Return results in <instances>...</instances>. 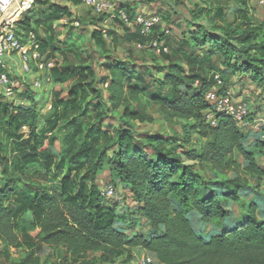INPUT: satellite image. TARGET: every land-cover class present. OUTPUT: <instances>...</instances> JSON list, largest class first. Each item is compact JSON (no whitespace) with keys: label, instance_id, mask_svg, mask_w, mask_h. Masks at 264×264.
<instances>
[{"label":"trees","instance_id":"16d2710c","mask_svg":"<svg viewBox=\"0 0 264 264\" xmlns=\"http://www.w3.org/2000/svg\"><path fill=\"white\" fill-rule=\"evenodd\" d=\"M199 1L202 4H196L192 21L187 22L189 30L193 29L189 38L184 36L189 40L185 51L160 55L164 65H158L151 50L149 57L141 59L142 64L136 57L131 64L114 60L103 31L95 30L92 38L104 55L99 71L93 67L87 71L102 84L109 82L108 90L96 88L95 78L84 87L74 79L72 67L62 71H54V67L52 91L59 93L63 102H73L74 108L66 107L53 138L38 127L40 114L34 105L3 102L5 95L0 93V264H83L84 259L95 258L98 253L102 264H118L117 259L123 257L126 262L133 260L136 248L151 252L162 264H264V171L256 161L264 154V127L245 133L232 116L218 113L206 99L208 90L218 82L215 77L219 71H209L216 57L223 65L220 93L229 86L251 82L260 88L258 100L264 102V19L248 10L245 19L233 22L224 16L215 21L218 10L243 0ZM49 2L39 0L25 11L15 22L18 33L26 31L27 36L47 17L53 21L51 30L57 37L56 22L68 24L72 11ZM46 4L47 9L36 8ZM118 8L133 17L136 5ZM201 16L212 23V29L193 21ZM158 26L149 37L139 29L133 31L129 42L148 44L158 38L169 44L171 32L159 37L155 34ZM256 28L263 33L257 34ZM107 33L113 36L112 47L116 48L118 35L111 30ZM39 41L44 53L48 46ZM184 59L190 67L182 62ZM107 69L114 71V77ZM157 73L164 75L157 77ZM88 89L104 110L124 106L123 121H152L159 114L170 128L163 135L137 139L125 126L104 125L106 115L102 113L94 125L98 135H92L91 130L77 132L76 126L86 128L95 113L90 102L84 107L80 104L78 91ZM142 95L149 98L151 111L148 101H138ZM54 112L48 109L42 118L49 119ZM213 112L215 125L207 121ZM249 117L255 120L254 115ZM23 126L29 127L38 152L48 154L44 160L30 157L34 161L25 166L28 177L18 174L11 161L15 140L20 143L25 137L20 131ZM71 138L73 141L67 143ZM97 138L101 143L109 140L102 155L90 169L76 175L74 167L94 161L83 153ZM110 148H115L112 159L106 154ZM237 154L248 161L246 166L235 161ZM106 156L120 178L125 197L138 203V214L128 220L104 204L102 193L94 185L79 182L87 172L96 174ZM219 176H224L220 182ZM250 192L253 198H246ZM45 245L52 249L44 256ZM11 248L25 256L15 261Z\"/></svg>","mask_w":264,"mask_h":264},{"label":"rangeland","instance_id":"374dc122","mask_svg":"<svg viewBox=\"0 0 264 264\" xmlns=\"http://www.w3.org/2000/svg\"><path fill=\"white\" fill-rule=\"evenodd\" d=\"M49 3H56V0H49ZM55 1V2H53ZM116 7H126L128 3H135L136 8L134 10V16L137 14L144 15H153L158 14L161 17V23L158 28H156L155 34L159 37L162 36V33H166L170 37L168 38L167 46L169 48V52L171 55L176 53L177 51L183 52L185 49L184 46H187V41L185 40L189 38L193 29L187 27V22L192 21L191 11L195 9L196 4H202L199 0H109ZM57 4H61L66 6L68 9L72 11V19L71 21L63 26H60L66 22H56L58 23L57 28V37L52 32L51 27L53 25V21L51 19L43 18V23L35 25L36 35L38 40L42 39L46 42L47 46L45 47V52L43 56L47 59H51L54 62V71H62L64 68L72 67V72L74 74V79L80 81V83L85 87L88 83H91L95 75L89 74L87 71V67H93L95 72L99 71V61L104 55L103 48L97 45L95 40L92 38L93 32L96 30H102L105 39L108 42L109 51H111L112 58L114 60L121 59L126 63L131 64L132 60L136 57L140 60L139 64H142L143 57H149V50L155 55L158 61V65L166 64V61L162 60V54L155 53L151 47L150 42L148 44H141L139 42L131 43L129 42L128 35H131L133 31L137 30V27L134 26H126L122 25L118 19L109 18L108 13H99L94 9L85 5L81 0H62V2H57ZM49 4L44 6H36V8L40 11L43 9H47ZM248 10L255 12V15L260 19H264V5H260L258 0H243L238 4H232L229 7H226L223 10H218L216 12L215 21H221L225 16L226 21H238L245 19L246 13ZM51 13V10L47 11ZM105 15V16H104ZM104 18L103 20V17ZM133 16V17H134ZM22 17V14L21 16ZM201 16L197 20H193L194 22H199L205 24L208 28L212 29V23H210L206 17ZM19 19V18H18ZM59 25V26H58ZM115 31L118 35V43L117 47H112L113 36L108 35L107 31ZM255 32L257 34H262L263 31L260 28H256ZM24 37H26V33L21 32ZM185 36V37H184ZM165 43L166 40H161ZM41 42V41H40ZM208 49V47H206ZM198 48H191V51H198ZM206 51V50H205ZM129 53L132 54V57L129 56ZM195 53V52H194ZM134 57V58H133ZM105 62V61H104ZM185 65L190 67L189 61L184 59L182 61ZM215 64L214 68L209 70L210 72L219 71L216 73V76L219 77L221 81V76L219 73L222 71V63H218L216 61V57L213 58L212 64ZM53 68L48 73L40 74L37 70H34L31 73L26 74L25 81L20 82L17 86H14L12 89V96H5L3 102H12L15 105H34L36 110L40 114V119L38 121V127L44 131L49 133L51 138L54 137V130L61 119H63L66 114V107L74 108V104L71 101L63 102L59 98V93H55L52 91L54 87V82L52 76L50 75L53 71ZM37 71V73H35ZM107 73L111 77H114V71L112 69H107ZM163 73H157V77H163ZM37 76V77H36ZM49 76L51 81H48L46 77ZM36 77V78H35ZM148 80L151 79L150 75L146 76ZM11 79L14 82L21 81V78L16 77L14 72H11ZM216 81L217 78L215 77ZM39 80L40 84L37 86L35 81ZM236 80V78H235ZM96 88L108 90L109 82L106 84H102L100 80L96 79ZM222 82V81H221ZM221 82H217L214 87H217V90L220 92L223 87ZM29 83V84H27ZM213 88V87H212ZM229 91L232 95L233 102L235 104L240 103L241 101H245L248 106V116L245 120V123L237 122L241 128V130L245 133L251 134L252 132H256L262 127H264V102L258 100L260 95H262L260 88H258L255 83H247L242 86L238 84L237 86H229L225 90ZM224 91V92H225ZM105 96L107 98L110 97V93L105 91ZM32 97H30V96ZM78 95L80 98V104L82 107L85 106L86 103L90 102L95 106V113L89 118L87 122L86 128H81L80 126H76L77 132H81V130H91L92 135H98L99 132L94 129V125L99 123L97 118L98 115L105 113V117L102 120L103 124L110 125L112 127H127L131 130L132 133L135 134L136 138L143 135H163L165 134L166 128H170L169 124L164 125L167 121L164 120L162 116L159 114L154 115V119L151 121H134L127 122L123 121V113L125 111V107L121 106L116 109H107L104 110L100 108L99 100H96L93 97L91 90H80L78 91ZM106 98V99H107ZM34 99V103L32 102ZM138 101L142 103H147V106L150 108V100L145 95H142ZM137 102V100H133V103ZM48 109H54V114L49 118H42V114L45 113ZM151 111V108H150ZM151 113V112H150ZM212 115L216 116L213 112L207 116V121L212 125ZM250 115H254L255 120H250ZM129 123V124H128ZM217 123V121H216ZM179 129V127L177 126ZM21 133L25 134V137L19 143L15 140L13 144V153H12V164L18 174L27 175L25 166L29 162L34 161L31 156L38 157L39 160H44L48 154L40 153L37 149V144L31 140L29 127L23 126L21 128ZM104 132V131H103ZM264 132V131H263ZM73 138L69 139L67 143H71ZM109 142L101 143L100 138H97L94 144L86 150L83 155L84 157L91 156L94 161H83L80 165L74 167V173L79 175L82 171L90 169L91 165L95 163ZM248 145V144H247ZM146 150L150 151L148 146L145 147ZM115 152V148H110L106 151L108 157H113ZM235 161L239 162L243 166L248 164V161L241 155L237 154L235 157ZM257 164L260 169L264 171V154L257 156L256 158ZM235 176V173H231L230 176ZM224 176H219L217 180L220 182ZM119 177L114 174L111 170V160H108L107 156L105 158L104 164L102 168L96 173L93 174L91 171L87 172L81 179V185L91 186L94 185L103 195L104 204L112 207L119 216L124 217V219L128 220L132 217V215L138 214V203L132 198H126L125 192L123 191L122 184L119 182ZM220 184L214 185V187H219ZM217 189V188H216ZM261 190H264V182L262 184ZM246 198H253V193L250 192ZM237 213H239V209H237ZM143 220H140L143 223ZM118 225V223H116ZM120 226V225H119ZM137 231H140L139 226H136ZM130 233V231H129ZM2 246V242L0 241V248ZM52 247L50 245H45L44 251L42 254L45 256L50 253ZM12 258L15 261H19L25 256V253L11 248ZM101 253H98L95 258L84 259L83 264H102L97 260V257H100ZM140 256V255H139ZM125 257L117 259L118 264H142L140 262L139 257L137 259H133L132 261L126 262Z\"/></svg>","mask_w":264,"mask_h":264},{"label":"built area","instance_id":"2783aa9c","mask_svg":"<svg viewBox=\"0 0 264 264\" xmlns=\"http://www.w3.org/2000/svg\"><path fill=\"white\" fill-rule=\"evenodd\" d=\"M39 0H0V18L5 17L0 27V93L5 96H12L14 86L20 82L25 81L26 74L33 72V68L40 74L48 73L54 67V62L43 56L41 51L40 41L34 31H30L26 38L18 33L15 22L20 17L21 13L31 9ZM85 5L94 9L99 13H108L109 18L118 19L128 26L137 27L140 32L149 37L154 31V27L161 23L159 15H144L137 14L131 17L129 13L123 8H118L109 0H81ZM16 2L19 5L13 10ZM260 5H264V0H258ZM29 8V9H28ZM24 10V11H23ZM151 49L157 54H164L169 52L168 46L158 38H153L150 41ZM13 55H18L21 71L23 73L21 81L14 82L11 79V66L8 58ZM51 75V74H50ZM217 81L221 82L216 76ZM51 81L49 76L46 77ZM38 86L39 80L35 81ZM206 99L218 113H224L232 116L235 121L245 123L248 116V106L245 101L235 104L232 95L229 91L220 93L217 87L208 90ZM212 125L216 124V116L212 115ZM142 264H155L149 256L143 255L140 258ZM162 264V263H157Z\"/></svg>","mask_w":264,"mask_h":264},{"label":"crops","instance_id":"0c3cea01","mask_svg":"<svg viewBox=\"0 0 264 264\" xmlns=\"http://www.w3.org/2000/svg\"><path fill=\"white\" fill-rule=\"evenodd\" d=\"M49 1V0H48ZM57 2H62V0H56ZM55 2V1H53ZM56 2V3H57ZM131 3V2H130ZM132 4V3H131ZM29 9V8H28ZM22 14V13H21ZM21 16V15H20ZM18 18H21V17H18ZM23 32V31H22ZM26 32V31H24ZM8 61H9V64L11 66V69H12V72H14L15 76L16 77H20L22 78V71H21V67H20V63H19V57L18 55H13L12 57L8 58ZM34 70H36V68H34ZM37 73V71L35 72ZM26 76V75H25ZM37 77V76H36ZM35 77V78H36ZM134 255H135V258L134 259H137L139 257V259L141 258V256L143 255H146V256H149L152 260V262H154L155 264L157 263H160L159 260L151 253V252H148L144 249H141V248H136L134 249ZM139 252H140V256H139ZM132 261V260H131Z\"/></svg>","mask_w":264,"mask_h":264},{"label":"water","instance_id":"95a60500","mask_svg":"<svg viewBox=\"0 0 264 264\" xmlns=\"http://www.w3.org/2000/svg\"><path fill=\"white\" fill-rule=\"evenodd\" d=\"M4 20H5V17L4 16L0 18V27H1V25H2V23H3Z\"/></svg>","mask_w":264,"mask_h":264},{"label":"bare ground","instance_id":"6f19581e","mask_svg":"<svg viewBox=\"0 0 264 264\" xmlns=\"http://www.w3.org/2000/svg\"><path fill=\"white\" fill-rule=\"evenodd\" d=\"M19 5V2H16L15 5L13 6V10ZM24 11V10H23Z\"/></svg>","mask_w":264,"mask_h":264}]
</instances>
